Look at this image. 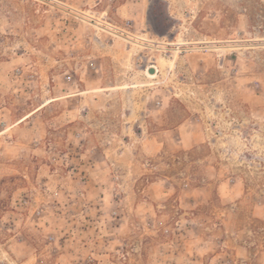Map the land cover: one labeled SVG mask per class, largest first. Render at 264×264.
<instances>
[{
    "label": "rangeland",
    "instance_id": "1",
    "mask_svg": "<svg viewBox=\"0 0 264 264\" xmlns=\"http://www.w3.org/2000/svg\"><path fill=\"white\" fill-rule=\"evenodd\" d=\"M0 264H264V0H0Z\"/></svg>",
    "mask_w": 264,
    "mask_h": 264
},
{
    "label": "bare ground",
    "instance_id": "2",
    "mask_svg": "<svg viewBox=\"0 0 264 264\" xmlns=\"http://www.w3.org/2000/svg\"><path fill=\"white\" fill-rule=\"evenodd\" d=\"M158 64H163V59L161 58V59H159L158 61ZM155 69V72L154 73H149V71H148V69ZM148 69H147V76L149 77V78H151V79H154L155 77H156V75H157V72H158V66L157 65H151V66H149L148 67Z\"/></svg>",
    "mask_w": 264,
    "mask_h": 264
},
{
    "label": "water",
    "instance_id": "3",
    "mask_svg": "<svg viewBox=\"0 0 264 264\" xmlns=\"http://www.w3.org/2000/svg\"><path fill=\"white\" fill-rule=\"evenodd\" d=\"M148 71H149V73H151V74H152V73H154V72H155V69H151V68H150V69H148Z\"/></svg>",
    "mask_w": 264,
    "mask_h": 264
}]
</instances>
